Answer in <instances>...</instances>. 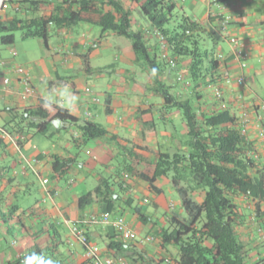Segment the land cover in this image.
Masks as SVG:
<instances>
[{"label":"crops","instance_id":"1","mask_svg":"<svg viewBox=\"0 0 264 264\" xmlns=\"http://www.w3.org/2000/svg\"><path fill=\"white\" fill-rule=\"evenodd\" d=\"M22 1L12 0L3 6L0 5V18L10 19L16 14H21L22 17L49 15L55 12L57 6L69 0H37L40 2L38 6ZM171 1L176 4L178 12L188 15L186 9L189 8L192 11L189 16L216 32L214 37L216 55L220 52L224 54L219 71L222 77L223 73H228L233 78L231 83L222 78L221 89L232 112L240 115L244 109L242 103L250 112L254 124L248 131V137L256 143L259 166L263 168L264 143L255 122L258 119L264 121V112L254 105V98L255 95L256 98H264V0H220L218 4L211 3V0ZM122 2L126 9L132 11L134 29L148 26L138 16L136 2L133 0ZM200 8H203L201 13L197 12ZM225 16H229L230 19H226ZM222 26H226L231 34L238 36L250 51L249 67L245 72L248 88H242L235 83L240 70L232 56L227 37L220 31ZM114 34L110 31L102 33L100 26L87 21L64 28H51L48 46H45L47 52L43 53L40 59L26 63L37 90V95L33 98L22 96L16 90L7 88L2 84L0 76L2 102L0 120L4 121L0 127L9 126L11 120L9 108L38 105L49 90H59L66 84L76 97L70 109L71 113L80 121L93 120L109 131L107 137L85 141L76 123L63 122L60 128L52 127L54 144L43 153L31 157L23 155V145L27 142L28 135L19 146L6 142V147L0 149V162L8 168L0 177V258L5 255L6 264H14L19 255L27 253L19 249V241L24 237H27L26 244L30 246L29 249L37 253L42 252L55 264H91L84 255V246L72 230L74 225L84 229L90 240L101 247L100 256L103 259L113 257L115 260L123 258L130 264H158L159 259L165 256L166 260L161 264H173L169 263L171 259L169 255L173 254V262L178 256V250L174 246L168 245L167 249H163L154 238L155 242L128 241L125 254H118L115 257L114 252L108 249L106 244L111 238L119 237L112 226L91 219L92 216L101 214L98 205L93 204L84 209L77 206V199L93 190L102 177L116 178L125 183V197L134 200L132 207L122 204L118 206V210L138 237L154 235L159 225L151 228L150 222L142 224L133 207H141L154 219L159 218L162 225L163 220L169 216L165 213L166 210L160 213L166 199L162 184L169 178L157 179L152 188L141 174H153L159 153L187 150L186 137L184 139L179 137L175 127L174 130H168L167 127L164 130L159 129L156 120L173 125V117L180 116L181 112L171 111L175 107L166 104L164 97L156 91L148 65L136 59L134 51L132 53V44L131 49L125 50L127 56H122L121 59L120 56L116 57V61H122L128 66L129 64L138 66L140 71L130 73L133 71L127 68L120 70V82L112 84L106 80L104 85L108 91L100 103L93 102L85 93L84 87L79 85V79L95 70L92 60L100 55V52H97L98 47L103 46L107 37ZM52 37L56 40L54 44ZM145 39L151 51L159 46V38L156 36L149 35ZM114 47L119 53L125 49L121 44ZM10 53L13 54L12 48ZM16 57L12 55L2 59L1 75L15 76L14 68L18 65ZM104 68L107 73L116 71V63H110ZM178 68L172 70L169 66L164 67L161 80L171 87V92L178 99H185L190 96L191 89L177 82L176 75L182 72L187 79L188 59H182ZM201 94V99L195 101L200 110L210 111L220 107L219 101L210 89L203 88ZM62 130L70 132L71 137L63 134ZM182 133V136H186V125ZM82 153L88 158L82 159ZM53 155L65 157L76 155L77 161L62 177H53L50 170ZM32 173L39 175L43 185L40 191L42 201L35 204L26 202L28 200L26 196L31 193ZM44 178H48V183L43 182ZM158 189L160 191H157ZM174 189L178 191L176 186ZM190 195H194L198 201L203 198V193ZM179 197L181 198L180 193ZM248 202L249 200L240 199L242 209L246 207L247 209L243 210L246 216L242 217L237 231L246 245L248 253L246 262L264 264V202L261 203L259 212L252 201ZM175 213L186 219L184 215L187 211L182 206V198L178 212ZM13 230L20 232V236H16L14 232L11 236ZM10 246L15 247L16 252H13ZM140 254L142 257H139ZM135 258L137 261L133 262Z\"/></svg>","mask_w":264,"mask_h":264},{"label":"trees","instance_id":"2","mask_svg":"<svg viewBox=\"0 0 264 264\" xmlns=\"http://www.w3.org/2000/svg\"><path fill=\"white\" fill-rule=\"evenodd\" d=\"M133 1L147 20V27L134 29L132 11L125 8L122 0H69L57 6L55 12L49 15L0 18V43L14 44L15 32L22 30L24 38H41L47 47L51 28L69 27L82 21L100 26L102 33L110 31L131 40L136 59L148 65L150 71L157 69L155 76L151 71L156 91L164 97L166 104L181 111L187 128V150L159 153L153 174L141 175L152 188L157 179L170 178L181 195L189 218L182 219L175 213L164 219L161 225L159 218L154 219L141 207L135 206L133 211L142 224L150 222L151 228L159 225L154 231V238L163 249L171 245L178 250L175 262L171 258L169 263L249 264L246 262V245L240 238L237 226L246 216L243 210L247 209H242L240 199L252 201L257 212L264 202V167L259 166L256 143L241 132L239 115L232 112L231 107L202 111L195 105V101L202 97V89L207 88L210 82L221 88V60L216 57L215 46L210 49L206 45L207 39L215 41L216 32L192 16L178 12L171 0ZM22 2H30L33 6L40 3L37 0ZM145 28L160 31L167 45L165 55L160 53L159 46L151 51L145 39L148 36ZM184 58L188 59L187 79L191 94L185 99H178L171 92V87L162 82L161 72L167 66L178 70V64ZM172 60L175 65H172ZM218 101L220 105L221 101ZM8 112L11 120L9 126L3 128L11 133H26L27 136L26 129H29L52 137L51 120L59 118L63 122L76 123L85 141L109 135V131L100 123L89 119L80 121L70 110L46 109L43 101L38 105L9 108ZM5 147L6 141L0 132V149ZM51 159L52 176L62 177L77 161V156L53 155ZM7 169L0 162V177ZM124 184L113 177H102L93 190L77 199V206L84 209L97 204L101 213L123 216L118 206L124 204L132 207L134 201L125 197ZM190 193H203V198L198 201ZM19 242V249L26 251V254L34 251L26 244L27 237ZM106 247L116 257L125 254L128 244L121 238H111ZM165 260L163 256L158 264ZM135 261L136 258L133 259ZM14 264H21V259L17 258Z\"/></svg>","mask_w":264,"mask_h":264},{"label":"rangeland","instance_id":"3","mask_svg":"<svg viewBox=\"0 0 264 264\" xmlns=\"http://www.w3.org/2000/svg\"><path fill=\"white\" fill-rule=\"evenodd\" d=\"M202 9L203 8H200L197 12L201 13ZM10 12L13 13L12 11H10ZM186 12L188 15H190L192 13V11L189 8L186 9ZM137 14L140 18H142L144 20V22L146 24L148 23L140 11H138ZM16 16L19 18H24V17H22L21 14H19V15L16 14ZM80 34H82V32ZM0 36H1V34H0ZM15 36H16V40H15V43L12 45H4V44L0 43V57H1L0 62L2 61L3 58L12 57L13 54L10 53L11 48H12V51L14 50L17 52V55H16L17 57L14 55L13 56L16 57V59L18 61L17 62L18 65H23V66H26V63L28 61H34V60L40 59L42 57L43 53L47 52V50L45 49V45L43 43V40L41 38H38V37H36V38H24L22 30L16 31ZM55 42H56V40L52 37V43L54 44ZM116 44H121L122 48L123 49L125 48V49L122 50L121 53H119L116 50V48L114 47V46H116ZM206 45H207V47L212 49L214 46L213 40L207 39ZM128 49H131V40H129L128 38L123 37V36H119V35H115V34L111 35L110 37H107L103 46L98 47L97 52H100V55L93 58V60H92V64L95 67V70L92 73H89L86 77L79 79L78 80L79 85L81 87H84V89H86L88 87L91 88L93 95H97L100 98V100L102 101L105 97L106 91H108V89L104 85V82L106 80L110 81L112 84L120 82V78H121L120 73L122 70H125L127 68L130 69L131 71H133L130 73H134V71H136L138 73L140 71V68L138 66H135V65L130 66V64L128 66L127 64H125L122 61H119V60L116 61V57L118 58L120 56V59H121L122 56L123 57L127 56V51H125V50H128ZM132 53H133V50H132ZM110 63H116V71H113L111 73H107V72H105L106 68H104V67L106 65H109ZM18 65H16V66H18ZM128 75H130V74L128 73ZM140 76H141V74H139V77ZM224 98L226 99L225 95H224ZM232 105H233V103H232ZM1 107H2V102H0V108ZM177 110H179V109L174 108L171 111L176 113ZM173 119H174L173 125H171L170 123L165 124L163 121H161L159 119L156 120V122L158 124L159 129L164 130L166 127L168 130L176 129L177 135L184 139L186 136H182L183 135L182 129L185 127V125H184L185 123H184L182 113L180 114V116H178V115L174 116ZM3 124H4V121L0 120V126ZM26 132L28 135V140L23 145L24 146L23 147V155L25 157H31V156L37 155L38 153H43L45 150L49 149L54 144L55 139H53L52 137L43 135L41 133H36L35 131L29 130V129H26ZM62 132L66 136L71 137L70 132H66V130H62ZM26 144H27V146H26ZM81 158L87 159L88 156L86 154L82 153ZM116 161H118V159ZM128 162H130V161H128ZM17 170L19 172V169H17ZM30 177H31L30 178L31 179V185H30L31 186V193L28 196H26V197H28L27 198L28 200L26 202L27 203L29 202L30 204H35V203H37V201H42V195H41L40 191L43 188V185L41 183L42 181H41L38 174L32 173ZM162 186H163V190L165 192L164 196L166 197V199L163 202L165 209L164 208L160 209V213H163L166 210L165 213L169 214V216H171L174 214V212H178L179 203H181V198L179 197L178 191L174 189L172 180L170 178L167 179L166 182L162 184ZM21 203H23V201H21ZM182 206H183V204H182ZM184 216L187 219L189 218L187 213H185ZM13 232H14V230L11 231V236H12ZM14 234L16 236H20V232H14ZM149 236L153 237V239H154V235H149ZM150 242H155V239H154V241L152 240ZM10 247H11V250L13 252H16L15 247H13V246H10ZM169 256H170V258H173V254H171ZM128 263H129V261H128ZM0 264H6L5 255H3L0 258Z\"/></svg>","mask_w":264,"mask_h":264},{"label":"built area","instance_id":"4","mask_svg":"<svg viewBox=\"0 0 264 264\" xmlns=\"http://www.w3.org/2000/svg\"><path fill=\"white\" fill-rule=\"evenodd\" d=\"M9 0H0V5L3 6L6 2ZM220 0H211V3L218 4ZM226 19H230L229 16H225ZM146 35H155L159 38V50L160 53L164 54L166 53L167 45L164 39L161 36V33L158 29H151V28H145L144 29ZM220 31L223 33L224 36L227 37L229 44H230V50L232 53V56L234 60L237 62L239 66L240 73L235 79V83L242 87V88H248V81L246 76V70L249 67V59H250V51L246 47L245 43L236 35L231 34L226 26H222ZM13 55L16 56L17 52L12 51ZM216 57L219 60H222L224 57L223 53H218ZM1 58V57H0ZM3 63V60L0 62ZM172 65H175V61H171ZM15 76L13 77L10 74H3L1 75L0 70V76L2 77V84L6 86L7 88L14 89L17 92H19L22 96L25 97H35L37 95L36 87L33 83L32 76L30 74V71L28 67L23 65L15 66L14 68ZM224 80L227 83H231L233 81V78L228 73H223ZM177 80L184 84L185 86H190V83L188 79H186V76L184 73L179 72L177 74ZM207 88L210 89L213 92V95L216 99L220 100V107L219 108H227L229 106V103L224 98L223 90L215 83L210 82L207 85ZM85 93L91 97V100L95 103H100L101 100L97 95H93V92L91 88H86ZM242 112L239 115L238 124L241 127V132L248 135V131L253 126V119L251 117L250 112H248L247 108L245 107V104L242 103ZM254 105L264 112V98H254ZM255 127H257L258 131L261 134L262 141L264 143V121L261 119H258L255 122ZM0 132L2 138L5 139L6 142H12L19 146L22 142H24L27 139V136L25 133H11L4 129L3 127H0ZM258 156V154L256 155ZM48 178H44L43 182L48 183ZM173 205V204H172ZM91 219L93 221L100 220L105 224H108L112 226L114 229L116 235L125 240L128 241H141V242H150L153 239L151 236H146L144 238L138 237V234L129 226L126 218L124 216H114L111 212H103L100 215L92 216ZM74 234L78 238L79 242L84 246V255L87 260L91 261L93 264H129L126 260L123 258H118L115 260L113 257H108L106 259H103L100 256L101 253V247L98 244L93 243L90 238L87 236L86 231L82 228H80L77 225H74L72 228ZM18 258L23 259L22 255H19Z\"/></svg>","mask_w":264,"mask_h":264},{"label":"clouds","instance_id":"5","mask_svg":"<svg viewBox=\"0 0 264 264\" xmlns=\"http://www.w3.org/2000/svg\"><path fill=\"white\" fill-rule=\"evenodd\" d=\"M151 71L153 76L157 74L156 68H153ZM42 99L43 106L46 109L55 107L61 111H65L70 110L73 107L76 97L70 90L69 86L65 84L59 90H49ZM51 125L53 128H60L63 125V121L59 118H55L51 120ZM21 264H55V262L42 252L37 253L33 251L31 254H26L23 257Z\"/></svg>","mask_w":264,"mask_h":264}]
</instances>
